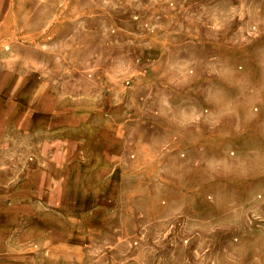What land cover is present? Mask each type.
Returning <instances> with one entry per match:
<instances>
[{"label":"rangeland","instance_id":"rangeland-1","mask_svg":"<svg viewBox=\"0 0 264 264\" xmlns=\"http://www.w3.org/2000/svg\"><path fill=\"white\" fill-rule=\"evenodd\" d=\"M14 2L55 111L17 173L69 202L38 191L16 263L264 264V0Z\"/></svg>","mask_w":264,"mask_h":264},{"label":"crops","instance_id":"crops-1","mask_svg":"<svg viewBox=\"0 0 264 264\" xmlns=\"http://www.w3.org/2000/svg\"><path fill=\"white\" fill-rule=\"evenodd\" d=\"M14 1L16 0H0V264H17L15 246L28 242L27 229L30 226V229L33 228L28 224V214L34 208V197L39 196L38 191L41 195V205L47 210L51 205V198L52 202L58 200V205L65 207H62L63 209L69 207V202L61 198L65 192L61 186L51 188L49 171L37 169L34 163L27 162L22 172L17 173L16 166L22 163L17 161V150L23 148L28 152L33 148L31 136L39 127L49 128L50 116L55 111H50L47 103L51 100L49 84H44L42 80L39 87L34 84L32 74L21 75L17 71L33 66L24 61L3 58L8 49H12V55H16L13 50L17 42L15 38L21 37V32H26L25 29L13 28L12 21L17 11ZM46 1L48 4L49 0ZM25 12L27 9L21 10V13ZM62 115L56 113L57 121H60ZM48 160L50 161L47 157L45 163ZM29 161L33 162V158L30 157ZM38 177L41 178V185L35 190L34 184ZM56 190L58 199L54 201ZM80 197L81 191L75 195L73 206L78 203ZM49 228V223L43 224L42 233L45 230L48 236ZM23 230L25 235L21 233Z\"/></svg>","mask_w":264,"mask_h":264}]
</instances>
